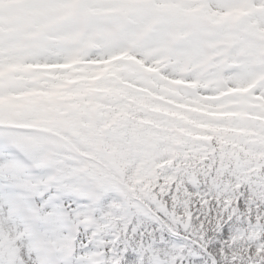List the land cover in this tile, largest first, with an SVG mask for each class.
I'll return each mask as SVG.
<instances>
[{
    "label": "rangeland",
    "instance_id": "374dc122",
    "mask_svg": "<svg viewBox=\"0 0 264 264\" xmlns=\"http://www.w3.org/2000/svg\"><path fill=\"white\" fill-rule=\"evenodd\" d=\"M141 98L142 113L121 112L119 105ZM0 129L18 133L20 148L38 145L92 171L96 203L118 192L101 186L109 174L125 183L149 164L151 175L157 153L168 151L171 170L177 147L188 160L206 130L212 137L202 148L211 159L185 167L177 186L195 187L212 174V186L244 181L253 196L264 193V0H0ZM54 134L70 139L77 155ZM128 155L142 164L126 170ZM119 191L113 209L156 215L148 203L156 199L140 203ZM184 228L190 235L168 229L184 243L142 246L140 264H176L191 253L200 241L190 216ZM255 239L238 230L232 257ZM16 255L15 237L0 231V257L15 264ZM103 255L83 258L100 264Z\"/></svg>",
    "mask_w": 264,
    "mask_h": 264
},
{
    "label": "snow or ice",
    "instance_id": "6c2138e0",
    "mask_svg": "<svg viewBox=\"0 0 264 264\" xmlns=\"http://www.w3.org/2000/svg\"><path fill=\"white\" fill-rule=\"evenodd\" d=\"M186 48L195 52L198 45L189 42ZM19 143L18 133L0 129V231L16 239L15 264H89L83 257L98 250L104 253L100 264L121 257V264H140L139 249L148 243H184L168 229L190 235L184 228L189 216L196 239L203 236L206 247L193 245L176 264H264V193L212 186V174L195 187L161 181L152 193L156 202H148L159 220L125 215L113 209L111 196L94 202L92 179L77 165L48 157L38 145L25 149ZM238 230L256 239L246 254L233 258L226 243ZM0 264L14 261L0 257Z\"/></svg>",
    "mask_w": 264,
    "mask_h": 264
},
{
    "label": "trees",
    "instance_id": "16d2710c",
    "mask_svg": "<svg viewBox=\"0 0 264 264\" xmlns=\"http://www.w3.org/2000/svg\"><path fill=\"white\" fill-rule=\"evenodd\" d=\"M143 107H144V104L140 100L129 102L127 105H119V108H121V111L124 112L126 115L128 112H139L140 113ZM204 136H205L204 140L205 139L210 140L212 137V133L206 130L204 131ZM202 146H203V143H200V145L197 147L196 150L191 149L188 155V160L186 158L184 159L181 158L182 155H184L182 154L184 149L183 148L181 149L179 147L178 150L180 151H179L178 165L176 164L175 166L177 167L174 166V168H172L171 170L168 169V165L166 164L170 151H168L169 153L166 157H162V158H158L160 154L157 153L156 167L152 169L151 175L149 174L145 176L148 172H150V169L152 168L149 164H147L142 167L139 166V168L136 170L135 177L132 181L126 180L124 183L120 181L114 174H109V180L102 181V185L107 187L108 186L107 183L109 182L114 186V187L112 186L113 191L122 190L123 192L127 193L131 197V198L129 197L130 200L132 199L133 201H139L140 203L143 202L142 198H145V197H148L152 200L156 199V197L153 196L152 193L161 184V181H163L164 185L169 186V187L174 184L177 185L185 167H191L193 165L195 167L196 164H200L206 160L211 159L213 151H211L210 149L202 148ZM248 150L253 151V149H250V148H248ZM174 154L177 156L178 154L177 150L176 152H174ZM163 155H166V152ZM250 158L256 159L255 155L253 157H249L248 159ZM126 163L128 165L126 170H129V168H133V166L136 169L137 165L142 164V161L137 156H131L129 158V155H128L126 158ZM255 181L257 182V180ZM232 186H235L236 188H240L242 186H248V185H244V182H240V183H234ZM151 218L153 220H159L156 215H153ZM199 241H200L199 246L206 247V245L203 244V236H200ZM236 243H237L236 240L234 242L230 240L229 242L226 243L227 249L231 252L232 245ZM192 244L198 245L197 243H194V242ZM149 255L150 257L157 256V254H154V253H149Z\"/></svg>",
    "mask_w": 264,
    "mask_h": 264
}]
</instances>
